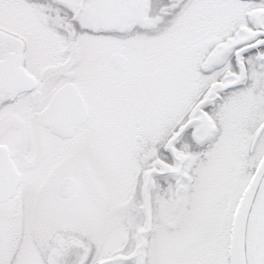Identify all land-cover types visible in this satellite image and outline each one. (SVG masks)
<instances>
[{"label":"snow or ice","instance_id":"1","mask_svg":"<svg viewBox=\"0 0 264 264\" xmlns=\"http://www.w3.org/2000/svg\"><path fill=\"white\" fill-rule=\"evenodd\" d=\"M0 264H264V0H0Z\"/></svg>","mask_w":264,"mask_h":264}]
</instances>
